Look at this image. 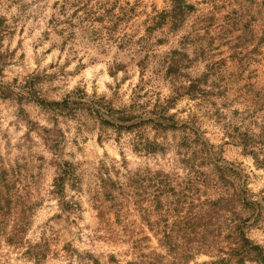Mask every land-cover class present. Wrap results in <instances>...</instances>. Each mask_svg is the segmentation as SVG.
Masks as SVG:
<instances>
[{
    "label": "rangeland",
    "instance_id": "obj_1",
    "mask_svg": "<svg viewBox=\"0 0 264 264\" xmlns=\"http://www.w3.org/2000/svg\"><path fill=\"white\" fill-rule=\"evenodd\" d=\"M187 1L194 9L177 29L162 24L146 31L168 0H0V197H11L9 213L0 212V264H124L141 252L164 255L134 196L119 193L111 206L102 186L111 180L127 187L126 176L136 170L181 177L173 133L166 134L164 152L146 155L133 148V132L101 130L81 111L57 115L25 96L29 91L60 101L79 89L113 108L128 105L136 94L138 103L162 101L173 87L163 74L164 54L181 45L192 58L194 46L208 50L183 69L187 78L223 59L227 87L204 100L181 95L168 113L178 120L192 117L213 150L241 169L254 198H264V169L226 135L249 123L251 99L258 102L254 109L264 103L263 0ZM86 4L95 12L104 5L123 9L125 21L111 34L87 21V31L80 33L76 17ZM255 117L261 123L264 110ZM44 130L54 131L58 159L72 166L61 194L52 193L55 167L41 138ZM95 200L102 202L101 213ZM262 220L248 237L264 248V213ZM211 260L201 255L187 264Z\"/></svg>",
    "mask_w": 264,
    "mask_h": 264
},
{
    "label": "trees",
    "instance_id": "obj_2",
    "mask_svg": "<svg viewBox=\"0 0 264 264\" xmlns=\"http://www.w3.org/2000/svg\"><path fill=\"white\" fill-rule=\"evenodd\" d=\"M79 8L82 15L76 18L80 33L87 31L84 25L87 21H95L103 25L102 29L107 34H111L118 22L125 18L123 9L115 12L107 5L99 9L101 12L91 10L87 4ZM190 9L194 7L187 0H168V7L150 19L146 31L159 28L162 24L175 30L182 25ZM240 18L241 15L238 22ZM187 36L183 43L189 40ZM181 46L164 54L163 74L173 87L172 94L162 101L156 99L148 104L138 103L136 94L128 105L113 108L103 98H89L79 89L60 101L47 102L29 91H26L25 99L33 98V102L57 115L81 111L92 117L101 130L109 128L115 133L133 132L136 138L133 148L146 155L164 152L167 148L166 134L173 133L174 153L184 169L181 177L177 173L136 170L126 176L127 187L118 181L109 180L107 187L103 183L102 193L111 206L117 204L119 193L134 196V206L142 211L149 229L157 237L158 247L164 251V255L141 252L124 264H187L201 255L211 257V264H264V248L248 237L249 230L263 221L264 198H254L241 169L225 162L213 150L195 128L192 117L178 120L174 113H168L174 99L181 95L192 100H204L214 92L223 94L227 87V78L221 73L223 59L211 60L199 77L187 78L183 69L189 67L198 55H208V50L200 45L194 46L195 58H192L185 51L186 44ZM179 76L186 79L181 80ZM217 79L222 84L216 83ZM260 91L264 92V87ZM257 103L251 99L254 107ZM254 107L248 116L249 123L241 122L245 125L242 130L236 127L235 132L227 131L226 135L240 145L242 152L253 160L257 168L264 169V118L258 123L255 117L257 111L264 110V103L257 109ZM245 111L249 114L248 109ZM250 124L256 128H250ZM147 131L152 133L151 138L147 137ZM51 133L54 131L44 130L41 138L53 156L55 177L51 184L52 193L61 194L71 177L72 166L58 159V143ZM10 199L8 192L5 198L0 197V212L6 210L9 213ZM96 201L95 207L101 213L102 202ZM150 217L152 221H148ZM17 232L15 227L12 234Z\"/></svg>",
    "mask_w": 264,
    "mask_h": 264
}]
</instances>
